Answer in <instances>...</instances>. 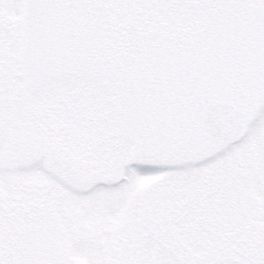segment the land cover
I'll return each mask as SVG.
<instances>
[{"label":"snow or ice","instance_id":"6c2138e0","mask_svg":"<svg viewBox=\"0 0 264 264\" xmlns=\"http://www.w3.org/2000/svg\"><path fill=\"white\" fill-rule=\"evenodd\" d=\"M0 264H264V0H0Z\"/></svg>","mask_w":264,"mask_h":264}]
</instances>
